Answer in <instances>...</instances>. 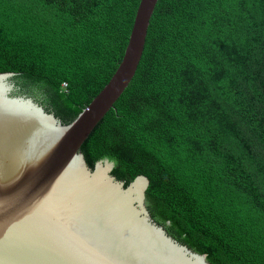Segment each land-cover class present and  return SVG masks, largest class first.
I'll return each mask as SVG.
<instances>
[{"label":"trees","instance_id":"obj_1","mask_svg":"<svg viewBox=\"0 0 264 264\" xmlns=\"http://www.w3.org/2000/svg\"><path fill=\"white\" fill-rule=\"evenodd\" d=\"M139 1L0 0L11 94L70 122L117 68ZM81 152L125 186L145 176L151 217L210 264H264V0H158Z\"/></svg>","mask_w":264,"mask_h":264},{"label":"water","instance_id":"obj_2","mask_svg":"<svg viewBox=\"0 0 264 264\" xmlns=\"http://www.w3.org/2000/svg\"><path fill=\"white\" fill-rule=\"evenodd\" d=\"M157 1H139L117 68L68 123L0 73V264H210L151 217L145 176L125 186L81 152L134 77Z\"/></svg>","mask_w":264,"mask_h":264},{"label":"rangeland","instance_id":"obj_3","mask_svg":"<svg viewBox=\"0 0 264 264\" xmlns=\"http://www.w3.org/2000/svg\"><path fill=\"white\" fill-rule=\"evenodd\" d=\"M10 92H12V90H11ZM14 94H15V93H14ZM18 95H19V96H23L24 94H19V93H18ZM24 96H26V95H24ZM27 97H28V98H31L34 102H36V103H38L39 105H41L42 107H44L45 110L50 109L49 111H51V108H50L49 106H46L45 104H43L41 98H35V97L31 96V95H30V96H27ZM44 105H45L46 107H45Z\"/></svg>","mask_w":264,"mask_h":264},{"label":"bare ground","instance_id":"obj_4","mask_svg":"<svg viewBox=\"0 0 264 264\" xmlns=\"http://www.w3.org/2000/svg\"><path fill=\"white\" fill-rule=\"evenodd\" d=\"M134 191H135V194H136V192H137V189H135Z\"/></svg>","mask_w":264,"mask_h":264}]
</instances>
